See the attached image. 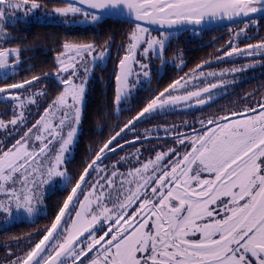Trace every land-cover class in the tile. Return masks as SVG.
I'll use <instances>...</instances> for the list:
<instances>
[{"label": "snow or ice", "instance_id": "obj_1", "mask_svg": "<svg viewBox=\"0 0 264 264\" xmlns=\"http://www.w3.org/2000/svg\"><path fill=\"white\" fill-rule=\"evenodd\" d=\"M42 7L38 0H0V40L13 38L6 22L15 23L18 10L27 17ZM51 13L61 18H82L73 19V23L95 24L109 16L134 18L131 42L115 76L113 104L120 112L121 103L129 99L135 87V83L130 85V77L135 76L136 83L140 77L150 80L148 63L136 58L141 45L144 60L152 53L163 67L166 46L186 25L195 31L197 27L246 17L249 19L233 33V39H248L246 30L258 25L253 17L264 13V0H65L63 7H53ZM141 22L167 30L151 36ZM107 44L98 50L93 43L65 42L53 73L63 90L20 139L0 150V193L5 197L0 200V213L6 221L18 214H39L43 188L54 178H62L66 186L71 183L65 154L70 152L81 123L88 76L97 62L104 61ZM229 45L226 57L264 53V40L245 48L232 46L231 40ZM20 53L19 46L0 47V81H5L0 84V99L13 104V118L7 122L0 119V130L24 125L21 109L35 104L34 96H43V92L30 93L26 98L20 95L40 76L6 82L16 74ZM174 59L183 63L182 56ZM133 65L138 72L134 73ZM196 75L194 71L174 80L99 146L85 162L51 226L38 241L29 240L28 249L9 259L8 264H264V97L243 112H230L235 119L208 118L207 124L213 127L203 133H177L179 145L187 141L183 153L168 148L141 160L137 148L131 153L136 165L128 166L126 172L120 168L129 164L127 154L110 166L105 164L109 154L123 150L118 137L126 131L135 134L136 124L142 119L188 105L193 99L198 105L205 104L213 99V89L225 85L220 80L189 90ZM199 123L205 125L204 120ZM149 133L145 130L143 136L135 134L124 143L148 139ZM165 133L171 134L167 128ZM36 142L39 147L32 146Z\"/></svg>", "mask_w": 264, "mask_h": 264}, {"label": "trees", "instance_id": "obj_2", "mask_svg": "<svg viewBox=\"0 0 264 264\" xmlns=\"http://www.w3.org/2000/svg\"><path fill=\"white\" fill-rule=\"evenodd\" d=\"M38 2L45 5H61L65 3L62 0H38ZM134 27L135 24L133 23L112 17H104L100 22L89 27L68 26L58 22L25 21L22 19L8 24V30L11 37H13L9 39V43L21 48L22 63L15 76L10 77L6 82H18L31 79L34 75L40 76L39 82L42 84L46 98L49 101L54 100L59 92L62 91V86L53 73L57 71L56 54L63 50L62 45L65 42H91L103 48L105 42L108 41L107 47L109 51L107 54L109 56L101 66L96 67L94 77L89 82L81 119V131L73 156L68 163L70 176L73 177L71 183L50 192L46 196L45 211L35 220H20L9 225L6 222L0 223V241L6 243L7 252L5 256L7 258L2 264H8L9 259H15L16 255H22L20 248L13 245L14 243L29 236H34V242H36L44 230L51 226L59 208L63 206V202L70 194L71 188L83 172L85 162L91 159L99 146H102V143L106 142L110 136L115 135L123 127L124 123L136 116L149 99L162 92L169 84L182 77V75H191L194 71L197 72L199 70L197 65L211 55V51L205 49L192 52L180 49L173 50L172 48L175 45L181 47L188 45V42L184 39L175 40L173 41L175 44L172 45V41H170L164 52L165 64L167 65L166 79L163 78L165 76L164 70H160L161 61L156 58L152 66L150 80L142 81V85L132 92L129 99L121 103V111L117 112L116 106L113 104L117 87L115 76L119 71V60L126 54L125 50L131 42L129 35ZM188 55L193 57L188 60L187 66L174 59L177 56H182L183 59ZM4 82L0 81V84ZM147 82H151V84ZM22 91H20L21 96L23 95ZM7 104L8 101L1 103V106ZM148 121L147 119H142L137 123L135 134L143 136L145 130H149L145 125ZM162 130L160 122L156 123L150 130L149 138L142 139L135 144L124 143L125 140L131 141L135 135L134 133L127 131L122 133L118 139L124 145L123 150L127 146H131L134 149L131 151L121 150L123 154L120 156L127 154L130 159L132 158L131 153L139 148L140 159L145 160L148 154L151 155L156 151H161L158 146L152 145V143L164 139L161 136ZM153 148L155 151L152 150ZM145 149L149 150L145 151ZM109 156L113 155L109 154ZM118 158L107 161L110 162L112 160L111 162H115ZM135 165L136 162H133L132 165H125L121 169L127 170L128 166ZM9 249L12 255L9 254Z\"/></svg>", "mask_w": 264, "mask_h": 264}, {"label": "flooded vegetation", "instance_id": "obj_3", "mask_svg": "<svg viewBox=\"0 0 264 264\" xmlns=\"http://www.w3.org/2000/svg\"><path fill=\"white\" fill-rule=\"evenodd\" d=\"M238 20L231 21L223 25H218L204 29H181L177 33V38L172 39L171 44H175V40H186L188 45L174 46L173 50H187L192 52L195 50L205 49L211 51V55L200 62L199 72L205 74L214 72L217 76H206L207 81L212 83H219L220 80L225 82V85L221 88L213 89V99L205 104L194 106H185L182 110H174L167 112L166 114H160L159 117H155L148 121L152 124H145L149 130H151L156 123L161 124L163 130L161 136L164 139L155 141L152 145L158 146L161 151H166L168 148H177L181 150L186 149L187 141L185 145H179L176 142V134H183L192 136L193 130L197 133H201L204 129L208 128V118H218L229 116L230 112H243L246 106H255L256 102L260 101L264 97V53H257L253 56H237L231 57L224 56V52L230 50L229 41H232V46H238L245 48L248 44H257L261 40H264V13L256 14L253 19L259 21L256 27H250L247 29L248 39L243 37L233 39V33L239 31L243 27V23L249 18L238 17ZM153 32H160L149 28ZM175 31V30H173ZM167 47V46H166ZM109 56V55H108ZM193 56L188 55L183 58V64L187 66L188 60ZM108 59V58H107ZM104 62V61H103ZM251 65V66H249ZM167 65L161 66V71L164 70L166 79ZM232 69H242L238 72H233ZM227 70V71H226ZM220 73H224L223 76H219ZM185 75V74H184ZM183 76V75H182ZM151 84V82H147ZM251 94V95H249ZM245 97H248L245 99ZM0 101V113L3 112ZM235 118L229 116V119ZM165 120V121H164ZM204 120L205 125L202 127L199 121ZM151 128V129H150ZM169 130L166 134L165 129ZM112 161V160H111ZM5 220L0 216V223H4ZM6 243L0 241V264H2L7 257Z\"/></svg>", "mask_w": 264, "mask_h": 264}, {"label": "rangeland", "instance_id": "obj_4", "mask_svg": "<svg viewBox=\"0 0 264 264\" xmlns=\"http://www.w3.org/2000/svg\"><path fill=\"white\" fill-rule=\"evenodd\" d=\"M41 5H43L42 8H40L38 10H35L33 13L29 14L27 17H24L22 15V12L18 10L15 13V16L17 17V20H21L22 19V20H25V21L63 23L62 21L64 19H67L68 22L64 23V24H66L68 26L89 27V26L93 25V24H90V23H73L72 22L73 19H82L80 17H76V18H72V17L61 18V17H58L55 14L51 13V10H52L53 7H63L64 4H61V5H45V4H41ZM8 24H11V23L10 22H6L7 31H8V33H10L9 30H8ZM144 27H146V26H144ZM158 31H160V32H153V31H151L149 29V32H150L151 36H159L162 31L161 30H158ZM9 42H10L9 39L6 40V41L5 40H1L2 45L0 47H3V48L16 47V46L12 45ZM67 42L68 43H73V44L91 43V42H75V41H67ZM96 47H97L98 50L101 49L98 46H96ZM142 49H143V45H141V47L136 50V58H137V60H143L144 62L148 63L150 70H152V66H153V63H154V61L156 59V56L154 54H152V53H149L147 59L144 60V58L141 56ZM58 54H56V57H57ZM55 60H56V58H55ZM21 63H22V58L20 56V63L17 66V71L21 68ZM56 63H57V61H56ZM102 63L103 62H97L96 66L90 71V74L88 76L87 84H86V92H85V95H84V102H83V106H82V115H83V109H84V106H85V100H86V94H87V91H88L89 82L94 77V71H95L96 67L97 66H101ZM78 68H79V65H78ZM133 71H134V73L138 72L139 68L136 67V65H133ZM66 76H67V74H65L64 78H66ZM206 76H207V74L205 75V77H199V75H196V79L190 81L189 90H195V88L203 87L206 83H212L211 81H207ZM150 77H151V71H150ZM142 81H147V80H145L143 77H140L139 78V82L136 83V77L135 76L130 77V79H129L130 85L135 83V87H133L132 92H134L138 87H140L142 85ZM37 92H43V96H34L33 98L35 99L36 103L35 104H28L24 109H21L22 111H24V116L26 118V123L24 125H21V126L17 127V128L9 127L7 130H0V150H6L7 148L11 147L15 143L16 140L20 139V137L24 134V132L27 130V128L31 127L40 118V116L44 113V110L46 108H48L49 104H51V102L53 101V100L49 101L46 98V95H45L44 90L42 88V84H40L39 81L33 82L32 86L30 88H26L25 90H23L22 91L23 95L21 97L22 98H26V97L29 96L30 93H37ZM195 104H196L195 103V99H193V100L188 102V105L180 104V105L176 106L173 110H170V111H174V110H178L179 111V110H182L183 107H185V106H194ZM1 107L3 109V114L0 115V119L4 120L6 122L11 120L13 118V104H12V102L8 101L7 105H3ZM170 111H167V112H170ZM167 112H165L163 114H166ZM8 114H10V115H8ZM6 115H7V117H5ZM155 117H159V115H155L154 117H152L150 119H147V120L150 121L151 119H154ZM235 118H231V119H235ZM81 119H82V117H81ZM147 124H152V123L147 122ZM211 127H213V125L209 126L208 128H211ZM33 131L35 132V129ZM80 131H81V123H80V125L78 127L77 135H76V137L74 139L73 145L71 146L70 152L65 154L66 158H65L64 164L66 166V170H67V173L69 175H70V172L68 170V163H69L71 157L73 156V153H74L77 141H78V137H79ZM204 131H205V129L201 133H203ZM32 146L33 147H39V143L36 142ZM55 147H58V144ZM133 149H134L133 147L127 146L124 150H130L131 151ZM185 150H186L185 148H182L179 151L181 153H183ZM53 151H55V148L53 149ZM123 151L119 150L116 155L109 156V159L116 160L118 157H120V155L123 154ZM154 156H155V153L151 154V155L148 154V156L145 157V158L154 157ZM133 162H135L134 158H130L128 165H132ZM111 163H112L111 160H110V162L107 161V160L105 161V164H107L109 166L111 165ZM120 171L126 172L127 170H123V169L120 168ZM64 186H65V184H64L62 178H58V177L54 178L53 181L49 185H45L44 186V188H43V202L40 205L42 211L39 214H37L36 216L28 217L26 214H23V215L18 214V215H16V218L14 220H11V221H6V218H5V216L2 213H0V216H1V218H3L5 220V222L8 225L11 224V223H14L16 221H20V220L33 221L36 218H38L40 216V214H42L45 211L46 196L50 192H52V191H54V190H56L58 188H62ZM4 198H5L4 194L0 193V200H3ZM29 240H31V242L33 243L35 241L34 236H29V237H27V238H25V239H23L21 241H18L17 243H14L13 245L18 246L20 248V251L23 253L24 251H26L28 249Z\"/></svg>", "mask_w": 264, "mask_h": 264}, {"label": "water", "instance_id": "obj_5", "mask_svg": "<svg viewBox=\"0 0 264 264\" xmlns=\"http://www.w3.org/2000/svg\"><path fill=\"white\" fill-rule=\"evenodd\" d=\"M62 1L65 2V0H62ZM257 14H262V13H257ZM109 17H111V16H109ZM112 18H118V19H121V20L130 22V23H133V24L136 23V21L134 20V18H127V17H112ZM238 19L239 18H236L235 20H238ZM230 22L231 21L225 20V21H223L221 23H218V24H212V25H209V26H206V27H197L196 29L198 30V29L210 28V27H214V26H218V25H223V24L230 23ZM141 23L143 24V26H146L147 28H151V29H154V30H161V31H166L167 30V29L161 28L160 26L155 25V24H148L147 22H141ZM181 29H193V28H192L191 25H186V26H183ZM172 30H175V27ZM107 58H108V54L106 55L104 61H106ZM0 101L6 102V101H4L2 99H0Z\"/></svg>", "mask_w": 264, "mask_h": 264}]
</instances>
